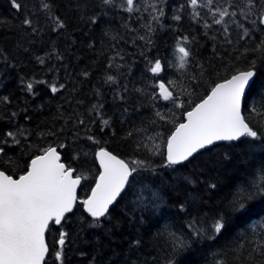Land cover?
<instances>
[{
    "label": "trees",
    "instance_id": "1",
    "mask_svg": "<svg viewBox=\"0 0 264 264\" xmlns=\"http://www.w3.org/2000/svg\"><path fill=\"white\" fill-rule=\"evenodd\" d=\"M20 2L24 10L17 12L10 0H0V98L7 96L11 101L0 100V137L22 127L27 130V139L20 137L21 145H14L9 138V144L0 145L5 149V155L0 156V170L17 178L27 170L32 158L42 154L43 148L67 143L69 147L62 150L63 162L87 177L79 191V198L84 199L100 173L95 159L100 147L121 159H147L154 169L136 174V183L126 189L110 210L111 219L102 227H90L91 219L77 205L76 214L67 226L71 239L65 248V264H165L169 252L162 234L166 229L188 235L187 224L191 219L207 228L220 215L226 221L224 232L215 240L193 244L177 257L178 264H217L218 260L224 264H261L264 258L252 251L253 236L247 234L249 224L264 220V197L250 202L244 219L229 211L230 201L240 189L251 190L253 182L264 177V149L250 148L260 142L244 138L240 142L221 143L211 151L205 150L204 155L198 154L194 162L171 169L159 167L163 156L137 148L126 133L134 128H147V134L160 144L158 151L165 152V142L175 124L184 122V111L205 98L233 67L245 69L251 60L256 61V86L247 94L249 107L243 114L253 127L264 131V116L250 111L253 105L261 108L257 88L264 85V56L252 51L243 54L245 49L255 48L264 31H255L251 38L241 40L239 31L233 28L234 43L227 45L219 32L206 36V30L191 19L188 7L179 10L186 0H161L166 12L164 27L157 28L151 37L153 42L146 44L138 38L145 34L144 21L137 19L141 13L129 14L119 7L102 8L100 0ZM141 2L146 4L148 0ZM43 3L52 6L50 14L59 16L65 29L53 30L55 25L42 9ZM173 14L181 15L182 19L174 21ZM93 15L98 17L95 24L90 20ZM142 15L144 20L148 19L147 13ZM25 16L33 20L37 32L23 26ZM213 34L216 40L211 38ZM185 36L192 41L188 46L193 51L187 71L179 69L175 52L178 40ZM57 55L63 59H57ZM37 57L44 58L45 64L41 65ZM157 58L166 64L159 77L148 71L149 61ZM200 65L204 68L202 79L191 81L190 76L201 71ZM108 75L114 76L117 83L106 82ZM39 80L63 83L66 87L52 94L48 84H36V95H32L25 84ZM160 80L166 84L175 80L177 91L192 85L191 96L182 94L184 108H176L159 97L152 99L158 91L154 85ZM97 103L103 104L102 114L110 127L103 126L99 119L89 124L94 116L90 110ZM157 111L167 120L161 121ZM13 112L17 113L14 117ZM78 118L85 120L90 128L87 134L95 135L99 144L88 141L82 127L80 137L73 141V133L77 131L74 122ZM61 128L63 132L59 133ZM49 132L58 134L51 136ZM146 143L151 147L150 142ZM76 153L80 156L73 159ZM211 184L216 187L211 188ZM142 185L159 191L164 200L160 209L154 212L137 209L135 193ZM181 202L187 212L179 210ZM57 234L52 229L47 235L50 249L47 264H56L53 250ZM260 235L258 230L254 239L259 240ZM241 237H245L244 245L237 248ZM136 240L141 243L135 245Z\"/></svg>",
    "mask_w": 264,
    "mask_h": 264
},
{
    "label": "snow or ice",
    "instance_id": "2",
    "mask_svg": "<svg viewBox=\"0 0 264 264\" xmlns=\"http://www.w3.org/2000/svg\"><path fill=\"white\" fill-rule=\"evenodd\" d=\"M10 3L17 12L24 10L20 0H10ZM100 6L119 7L129 14L141 13L137 19L144 21L142 27L145 29V34L138 38L144 40L146 44L153 42L151 37L157 28L164 27L163 19L166 12L161 0H148L146 4L141 0H100ZM51 7L49 3L42 4V9L49 13V19L55 25L53 30L65 29L63 20L59 16L50 14ZM185 7L190 9L191 19L206 30L204 33L206 36L210 32H219L222 35V42L227 45L234 43L233 28L239 31L241 40L251 38L255 31H264V0H186L185 4L179 6V10L183 11ZM142 13L148 14L147 20H144ZM171 18L180 21L182 16L173 14ZM90 20L95 24L98 22V17L93 15ZM22 23L33 33L37 32L38 29L33 26L30 17L25 16ZM211 38L216 40L217 37L213 34ZM191 43L192 41L185 36L178 40L175 47V52L179 54L178 67L181 70L187 71L193 57V51L188 46ZM249 51L264 56V36L255 48L245 49L243 54ZM57 59L63 57L57 55ZM37 61L41 65L45 64V59L42 57H37ZM149 65L148 71L156 77L166 69V64L158 58L150 60ZM111 66L109 64V67ZM200 68L199 73L190 76L191 81L202 79L203 65H200ZM84 75L87 76L88 73ZM256 77L255 60L249 61L245 69L233 67L227 77L222 82L216 83L205 98L192 105L190 110L184 111V122L175 124L174 130L165 142L166 151L163 153L158 151L159 145L155 143L153 137L147 134V128L130 129L126 133V138L134 140L139 149H149L153 155H162L163 159L159 167L171 169L194 162L198 154L204 155L205 150L211 151L219 142H240L248 138L260 142L251 144L250 148L264 149V131L253 127L243 114L244 109L249 107L246 94L252 93L256 86ZM106 82L117 83L112 75L106 77ZM36 84H48L52 94L62 92L66 87L63 83L58 85L44 80L26 82V90L32 95H36ZM154 87L158 91L153 94L152 99L159 97L176 108H184L185 101L182 99V94L191 96L189 89L192 85L189 84L177 91L178 85L175 80H169L167 84L160 80ZM257 94L262 98L261 108L253 105L250 111L264 116V111L261 110L264 109V85L257 88ZM119 98L124 99L123 95ZM0 100L11 103L7 96ZM102 109V103L92 106L90 111L94 116L89 124L99 119L103 126L110 127L109 120L103 117ZM11 115L14 117L17 113L13 112ZM156 115L161 121L167 120L160 111H157ZM74 127L77 131L73 133V141L80 137L82 127L88 141L94 144L100 143L95 135L87 134L90 128L85 124L84 119L78 118L74 122ZM58 132L62 133L63 128ZM57 134V132L48 133L51 136ZM20 137L27 139L26 129L18 127L15 131H7L3 137H0V145L9 144V138L12 144L21 145ZM146 141L151 143V147ZM67 147L69 145L64 142L49 144L42 149V154L30 160L27 170L18 178L0 170V264H47L49 244L46 242V233L52 229H56L58 233L54 239V261L56 264H65V248L71 239L67 226L76 214L77 205L82 206L83 211L91 218L90 227H102L111 219L110 210L117 203L118 198H121V194L136 183V174L142 171H154L147 159H121L107 148L100 147L95 152V159L99 162L101 172L90 195L80 199L77 190L82 180L87 177L82 172H78L77 168L63 162L62 150ZM3 155L5 149L0 146V156ZM79 156L80 154L76 153L73 159H78ZM210 187L214 189L216 185L211 184ZM258 196L264 197V177L259 182L254 181L251 190L240 189L230 201L229 211L244 219L248 216L250 202ZM163 204L164 200L159 191L150 185H142L135 193V206L141 212H154ZM179 210L187 212L183 202L179 203ZM225 226V217L220 215L207 228L195 218L191 219L187 224L188 235L170 228L166 229L162 234L169 252L165 264H178L177 257L180 254L191 249L193 244L204 240H215L224 232ZM258 230L261 233L260 239L255 240L254 234ZM247 235L253 236L250 241L254 244L252 251L264 258V220L249 224ZM244 241L245 237H241L237 248H242ZM140 243V240L134 241L135 245ZM81 255L84 253L82 252ZM249 256L251 257V253ZM217 264H224V261L218 260ZM261 264H264V259Z\"/></svg>",
    "mask_w": 264,
    "mask_h": 264
},
{
    "label": "water",
    "instance_id": "3",
    "mask_svg": "<svg viewBox=\"0 0 264 264\" xmlns=\"http://www.w3.org/2000/svg\"><path fill=\"white\" fill-rule=\"evenodd\" d=\"M247 95V94H246ZM221 143H230V142H219L218 144H221ZM217 144V145H218ZM216 146V145H215ZM214 147V146H213ZM62 160H63V158H62ZM96 162H97V164H98V166H99V162L96 160ZM99 169H100V172H101V168H100V166H99ZM18 178V177H17ZM82 184H83V180H82ZM82 184H81V186H82ZM81 186H80V188L77 190L78 191V196H79V191H80V189H81ZM95 186V185H94ZM94 186H93V188H94ZM127 189V188H126ZM126 189H125V191H126ZM91 193V192H90ZM125 193V192H124ZM124 193H122L121 194V197H122V195L124 194ZM90 195V194H89ZM120 200V198H118V200H117V202ZM114 206V205H113ZM85 214L87 215V213L85 212ZM88 216V215H87ZM89 217V216H88ZM90 218V217H89ZM91 219V218H90ZM47 235H48V233H46V242H47ZM49 254H50V249H49ZM48 257H49V255H48ZM48 257H46V261H47V259H48Z\"/></svg>",
    "mask_w": 264,
    "mask_h": 264
},
{
    "label": "rangeland",
    "instance_id": "4",
    "mask_svg": "<svg viewBox=\"0 0 264 264\" xmlns=\"http://www.w3.org/2000/svg\"><path fill=\"white\" fill-rule=\"evenodd\" d=\"M178 56H179V54L177 55V59H178ZM165 102H166V101H165ZM157 141H158V140H157ZM157 141H156V142H157ZM157 145H158V143H157ZM159 145H160V144H159Z\"/></svg>",
    "mask_w": 264,
    "mask_h": 264
}]
</instances>
